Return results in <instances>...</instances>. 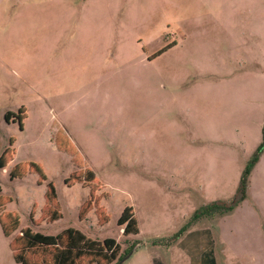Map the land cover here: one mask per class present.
<instances>
[{
	"label": "rangeland",
	"instance_id": "374dc122",
	"mask_svg": "<svg viewBox=\"0 0 264 264\" xmlns=\"http://www.w3.org/2000/svg\"><path fill=\"white\" fill-rule=\"evenodd\" d=\"M0 104V155L9 148L11 166L34 163L46 177L0 169L20 230L114 239L122 264H183L176 245L194 260L212 249L218 264H264V150L230 214L172 241L195 210L235 197L263 144L264 0H1ZM20 107L22 130L4 119ZM60 130L93 172L107 224L95 209L79 220L89 188L65 185L78 169L56 148ZM49 182L54 223L41 217ZM125 207L138 235L117 225ZM191 229L208 233L183 240ZM7 242L0 229V264H15Z\"/></svg>",
	"mask_w": 264,
	"mask_h": 264
},
{
	"label": "trees",
	"instance_id": "16d2710c",
	"mask_svg": "<svg viewBox=\"0 0 264 264\" xmlns=\"http://www.w3.org/2000/svg\"><path fill=\"white\" fill-rule=\"evenodd\" d=\"M25 118L26 113L24 108H19L16 114L7 112L4 115L6 122H9L11 119L16 120L21 130ZM262 133L263 144L254 153L252 159L247 163L242 172L235 197L227 203H211L195 210L184 224L183 228L172 236V241L179 238L183 232L188 230L202 218L230 214L245 199L248 176L255 161L258 160L259 155L264 150V124ZM58 134L60 136L58 135V137L55 138L57 150L69 154L70 157H72L73 164L78 169V172L72 173L69 178L65 180V185L70 187L74 184H82L89 188L88 198L82 203L79 209V220L85 219L88 213L95 209L98 222L102 225L107 224L109 217L103 212L101 207H98V198L95 196L97 187L94 183L95 179L93 172L89 168L83 169V166L80 164L82 161L81 156L69 138L64 135L61 130ZM13 144L14 140L9 139V146L11 147ZM13 153L14 151H12V155ZM7 154H9V156H7ZM12 155L9 152V148L0 155V169H4L7 166L12 160ZM28 172L37 174V183L39 185L46 181L42 169L34 163L13 165L9 170V177L11 180L22 179ZM44 198L45 206L41 210L42 219L47 223H54L61 219L56 190L51 182L46 184ZM8 203H10V199L0 194V228L3 236L8 239V247L15 264H113L114 262L116 264V262L123 258L120 255V246L114 239L107 238L99 242L87 237L81 231L72 228L65 229L54 236L35 232L30 228L20 230L18 215L5 210V206ZM29 217L30 220L33 221V211H31ZM117 225L122 227V234L124 236L139 234L137 221L131 207L124 208L117 219ZM130 250L132 251L133 248ZM130 250L128 252H131ZM202 256L204 263L210 264L209 261L212 260L214 264L212 249L206 251ZM153 263L162 264L158 259H154Z\"/></svg>",
	"mask_w": 264,
	"mask_h": 264
},
{
	"label": "crops",
	"instance_id": "0c3cea01",
	"mask_svg": "<svg viewBox=\"0 0 264 264\" xmlns=\"http://www.w3.org/2000/svg\"><path fill=\"white\" fill-rule=\"evenodd\" d=\"M0 2H1V0H0ZM0 108H1V104H0ZM21 108V107H20ZM23 108V107H22ZM7 112H11V111H7ZM7 112H5V114L7 113ZM12 113V112H11ZM4 114V115H5ZM26 119V118H25ZM25 119L23 120V121H25ZM11 165H10V163H8L7 164V166L4 168V169H2V173H4V174H6L7 175V171L8 170H10L11 169ZM16 180H18V179H16ZM1 194V193H0ZM45 205V201H44V204H43V206ZM43 208V207H42ZM42 210V209H41ZM1 229V228H0ZM205 231V232H204ZM203 233H208L206 230H195V229H191V230H189L188 232H186V234L184 235V238H183V240H185L187 237V239L185 240V241H187V240H189V238H191V236H201V235H203ZM207 235V234H206ZM7 245H8V242H7ZM176 248H178V249H180L183 253H184V255H186V258H188V261L187 262H184L183 264H207V263H204L203 262V254L206 252V251H208V250H210V249H208V250H200L199 252H200V255H199V257L196 259V260H194V258H192V255H190V253H189V251H187L186 250V248L184 249V248H181V247H178L177 245L175 246ZM181 258H185L184 256H180ZM178 258H179V256H178ZM185 258V259H186ZM213 258H214V264H218L217 262H216V260H215V257L213 256ZM179 260V259H178ZM210 262V264H213V262H212V260H210L209 261ZM152 264H154L153 263V259H152ZM182 264V263H181ZM209 264V263H208Z\"/></svg>",
	"mask_w": 264,
	"mask_h": 264
},
{
	"label": "water",
	"instance_id": "95a60500",
	"mask_svg": "<svg viewBox=\"0 0 264 264\" xmlns=\"http://www.w3.org/2000/svg\"><path fill=\"white\" fill-rule=\"evenodd\" d=\"M124 260H125V259H124ZM124 260L122 259V260L118 261L117 264H122V262H123Z\"/></svg>",
	"mask_w": 264,
	"mask_h": 264
}]
</instances>
